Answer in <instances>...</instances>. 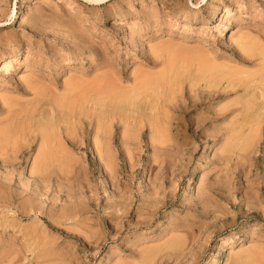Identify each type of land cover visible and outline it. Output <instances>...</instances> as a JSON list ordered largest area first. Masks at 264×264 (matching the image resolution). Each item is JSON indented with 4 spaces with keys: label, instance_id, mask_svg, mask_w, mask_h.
<instances>
[{
    "label": "rangeland",
    "instance_id": "rangeland-1",
    "mask_svg": "<svg viewBox=\"0 0 264 264\" xmlns=\"http://www.w3.org/2000/svg\"><path fill=\"white\" fill-rule=\"evenodd\" d=\"M0 69V264H264V0H0Z\"/></svg>",
    "mask_w": 264,
    "mask_h": 264
},
{
    "label": "bare ground",
    "instance_id": "bare-ground-1",
    "mask_svg": "<svg viewBox=\"0 0 264 264\" xmlns=\"http://www.w3.org/2000/svg\"><path fill=\"white\" fill-rule=\"evenodd\" d=\"M86 1H88V2H91V3H95V4H98V3H102L104 0H86ZM215 12H213V14H214ZM212 14V15H213ZM176 17L178 18V17H180V18H182L184 21H197V20H199V21H201V17L199 16V14H197V12H194L193 14L191 13V14H188V15H182V16H180V15H176ZM3 67H7L6 65H3ZM214 69V68H213ZM212 69V70H213ZM215 70V69H214ZM2 71V69H0V72ZM151 81V80H150ZM158 81H159V79H158ZM146 82V81H145ZM149 82V81H148ZM144 83V82H143ZM151 83V82H150ZM145 85H147V84H145ZM145 85H143V86H145ZM156 85V84H155ZM143 86H141V88L140 89H143ZM149 86V85H148ZM146 87V86H145ZM246 90V89H245ZM107 93V92H106ZM121 93V92H120ZM120 95V94H119ZM127 95V94H126ZM123 96H125L124 94H123ZM116 97H117V94H116ZM115 97V98H116ZM139 97V96H138ZM127 98V97H126ZM134 98V97H133ZM119 99H120V97H119ZM124 99V98H123ZM127 100V99H126ZM117 101H119L120 102V100H117ZM124 101V100H123ZM141 101V100H140ZM97 102V101H96ZM104 102V101H103ZM131 102V101H130ZM139 102V101H138ZM156 102H159L158 100L156 101ZM95 103V102H94ZM115 104V103H114ZM125 104H129V103H125ZM143 104V103H142ZM157 104H159V103H156L155 105H157ZM161 104V103H160ZM163 104V103H162ZM162 104H161V106H162ZM131 105H133V104H131ZM130 105V106H131ZM135 105V104H134ZM133 105V106H134ZM96 106H97V104H96ZM116 106V105H115ZM152 106V105H151ZM53 107V106H52ZM103 107H104V105H103ZM155 107H157V106H155ZM159 107V106H158ZM134 108V107H133ZM145 108V107H144ZM249 108V107H248ZM101 109V108H100ZM136 109V108H135ZM138 109V108H137ZM150 109H151V107H150ZM152 109H153V106H152ZM151 109V110H152ZM157 109V108H156ZM246 109V108H245ZM55 110V109H54ZM140 110V109H139ZM144 110V109H143ZM146 110V109H145ZM154 110V109H153ZM248 110V109H247ZM137 111V110H136ZM141 111V110H140ZM156 111V110H155ZM249 111V110H248ZM56 112V111H55ZM142 112V111H141ZM143 113V112H142ZM175 246H176V244H175ZM151 257V256H150ZM151 259V258H150ZM152 260V259H151Z\"/></svg>",
    "mask_w": 264,
    "mask_h": 264
}]
</instances>
